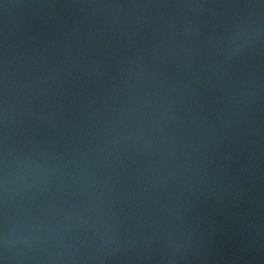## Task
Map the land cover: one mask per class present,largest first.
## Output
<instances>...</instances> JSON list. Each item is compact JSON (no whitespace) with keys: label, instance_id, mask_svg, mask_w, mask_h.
<instances>
[{"label":"water","instance_id":"obj_1","mask_svg":"<svg viewBox=\"0 0 264 264\" xmlns=\"http://www.w3.org/2000/svg\"><path fill=\"white\" fill-rule=\"evenodd\" d=\"M0 264H264V0H0Z\"/></svg>","mask_w":264,"mask_h":264}]
</instances>
